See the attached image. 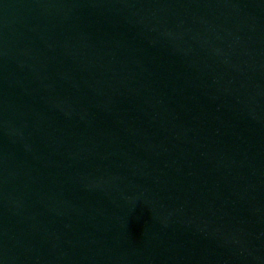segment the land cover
I'll list each match as a JSON object with an SVG mask.
<instances>
[{"label": "water", "instance_id": "95a60500", "mask_svg": "<svg viewBox=\"0 0 264 264\" xmlns=\"http://www.w3.org/2000/svg\"><path fill=\"white\" fill-rule=\"evenodd\" d=\"M0 264H264V0H0Z\"/></svg>", "mask_w": 264, "mask_h": 264}]
</instances>
